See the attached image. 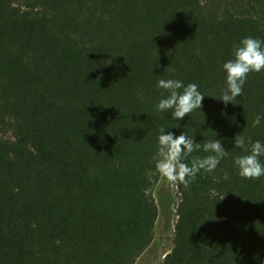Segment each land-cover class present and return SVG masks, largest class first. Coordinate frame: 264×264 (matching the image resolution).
<instances>
[{
  "label": "trees",
  "instance_id": "obj_1",
  "mask_svg": "<svg viewBox=\"0 0 264 264\" xmlns=\"http://www.w3.org/2000/svg\"><path fill=\"white\" fill-rule=\"evenodd\" d=\"M249 36L264 41V0H0V264H135L159 213L161 127L229 153L175 183L162 264H264V176L241 178L233 147L264 143V71L219 99ZM159 79L197 84L202 108L158 112Z\"/></svg>",
  "mask_w": 264,
  "mask_h": 264
},
{
  "label": "clouds",
  "instance_id": "obj_2",
  "mask_svg": "<svg viewBox=\"0 0 264 264\" xmlns=\"http://www.w3.org/2000/svg\"><path fill=\"white\" fill-rule=\"evenodd\" d=\"M233 58L223 64L226 73V87L219 98L225 105L237 104V97L243 95V88L249 73L264 71V41L259 38L245 37L233 45ZM156 87L165 90L168 95L156 105L158 112L168 113L176 120H182L194 110L202 108L204 95L195 83L184 84L176 79H159ZM262 117L257 115L252 122L256 127ZM158 146L152 159L157 172L169 183H179L187 188L201 171L213 172L220 161L228 156L220 139L201 144L184 131L179 136L173 132L159 129ZM233 147L244 151V155L234 158L238 175L245 180H258L264 176V164L259 157L264 156V143L253 141L251 137L237 134ZM203 150L208 153L203 157L192 156V153ZM190 158V159H189Z\"/></svg>",
  "mask_w": 264,
  "mask_h": 264
},
{
  "label": "rangeland",
  "instance_id": "obj_3",
  "mask_svg": "<svg viewBox=\"0 0 264 264\" xmlns=\"http://www.w3.org/2000/svg\"><path fill=\"white\" fill-rule=\"evenodd\" d=\"M150 193L157 204L159 213L152 243L135 264H162L164 257L173 248L176 209L180 201L176 184L169 183L158 173Z\"/></svg>",
  "mask_w": 264,
  "mask_h": 264
}]
</instances>
